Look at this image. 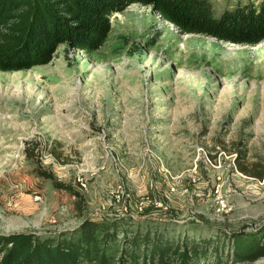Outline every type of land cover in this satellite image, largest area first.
I'll use <instances>...</instances> for the list:
<instances>
[{
    "label": "rangeland",
    "instance_id": "obj_1",
    "mask_svg": "<svg viewBox=\"0 0 264 264\" xmlns=\"http://www.w3.org/2000/svg\"><path fill=\"white\" fill-rule=\"evenodd\" d=\"M208 2L219 18L262 0ZM239 155L264 163V41L184 35L132 5L113 15L94 53L62 45L49 64L0 71L2 235L54 237L85 219L122 220L175 240L221 238L222 264H264L231 255L228 236L264 233V180L237 171Z\"/></svg>",
    "mask_w": 264,
    "mask_h": 264
},
{
    "label": "trees",
    "instance_id": "obj_2",
    "mask_svg": "<svg viewBox=\"0 0 264 264\" xmlns=\"http://www.w3.org/2000/svg\"><path fill=\"white\" fill-rule=\"evenodd\" d=\"M132 5L150 8L184 35L245 46L264 41V0L259 9L246 5L219 18L208 0H0V71L49 64L62 45L92 54L105 43L113 15ZM25 153L29 160L37 157L35 149L27 147ZM51 154L63 155L55 149ZM235 166L247 177L264 180L260 161L248 163L239 155ZM35 171L55 187H64L43 167L37 165ZM228 239L237 243L231 252L236 261L264 258V233ZM216 241L175 240L158 229L135 230L122 220L85 219L74 231L54 237L0 234V264H205L212 258L222 264L226 255Z\"/></svg>",
    "mask_w": 264,
    "mask_h": 264
},
{
    "label": "built area",
    "instance_id": "obj_3",
    "mask_svg": "<svg viewBox=\"0 0 264 264\" xmlns=\"http://www.w3.org/2000/svg\"><path fill=\"white\" fill-rule=\"evenodd\" d=\"M215 192H216L217 198L219 200V202H218L219 207H221L225 211V209H227V207H228V200H227L226 196L221 194L220 187H216Z\"/></svg>",
    "mask_w": 264,
    "mask_h": 264
},
{
    "label": "bare ground",
    "instance_id": "obj_4",
    "mask_svg": "<svg viewBox=\"0 0 264 264\" xmlns=\"http://www.w3.org/2000/svg\"><path fill=\"white\" fill-rule=\"evenodd\" d=\"M170 24V23H169ZM170 25H172V24H170ZM227 73V72H226Z\"/></svg>",
    "mask_w": 264,
    "mask_h": 264
}]
</instances>
